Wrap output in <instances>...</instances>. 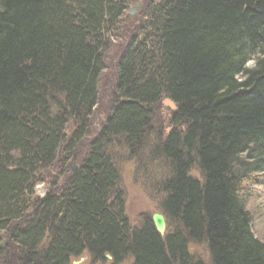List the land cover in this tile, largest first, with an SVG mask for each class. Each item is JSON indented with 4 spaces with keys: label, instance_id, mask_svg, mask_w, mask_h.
<instances>
[{
    "label": "trees",
    "instance_id": "obj_1",
    "mask_svg": "<svg viewBox=\"0 0 264 264\" xmlns=\"http://www.w3.org/2000/svg\"><path fill=\"white\" fill-rule=\"evenodd\" d=\"M124 6L0 0V264H70L83 252L101 264L129 256L134 264H205L187 251L191 242L207 244L212 264H264V241L241 197L243 182L264 172V0L152 5L156 29L149 22L130 41L118 64L120 102L87 142L105 37ZM148 27L156 57L145 49ZM163 94L177 103L162 146L172 167L162 207L175 231L166 238L149 216L129 231L106 152L112 138L143 135L145 108ZM71 119L79 124L65 144ZM85 146L77 172L36 196V175L61 148ZM195 163L199 179L190 175Z\"/></svg>",
    "mask_w": 264,
    "mask_h": 264
},
{
    "label": "rangeland",
    "instance_id": "obj_2",
    "mask_svg": "<svg viewBox=\"0 0 264 264\" xmlns=\"http://www.w3.org/2000/svg\"><path fill=\"white\" fill-rule=\"evenodd\" d=\"M115 4L121 0H113ZM162 0H125L123 17L115 20L108 28L105 47L102 50L103 70L98 78L97 105L89 116V124L83 129L86 132L84 137L90 142L96 138L105 125L113 108L120 102L118 97V61L131 45L130 41L139 36L142 30L151 21L153 7ZM133 11V12H132ZM157 11V8L155 9ZM150 27L156 29L155 23L150 22ZM146 28L150 33L147 48L151 49L156 57L159 50V42L155 32ZM107 29V28H106ZM150 40V41H149ZM143 47V48H144ZM254 65L250 61V66ZM119 100V101H118ZM149 111V123L144 129L143 135L134 140L130 137L119 136L108 140L106 152L111 158L119 172V180L115 187V194L124 198L125 212L128 215L132 227L139 229L143 226V217H153L155 213L162 214L167 222V229L159 233L166 238L175 232L170 226V218L163 209V202L168 195L166 185L172 175V167L169 159L165 156L162 146L176 126L173 114L177 111V104L166 95H162L156 103L148 104L145 108ZM79 122L71 119L65 129L66 142L72 138L75 128ZM89 126V128H88ZM64 144V145H65ZM88 145V144H87ZM66 146V145H65ZM84 146V145H83ZM90 147H81L69 150L61 148L56 160L47 167L41 169L36 175L35 195L45 196L52 182L62 183L65 174L77 172L81 165V156L86 155ZM75 152L73 157H67ZM66 153V154H65ZM191 176L199 179L201 172L195 163L192 167ZM243 198L252 217V226L255 235L264 241V176L261 174L251 175L243 182L241 189ZM170 224V225H169ZM190 255L196 260H202L205 264H212L211 256L205 242L190 244ZM85 256L72 258L71 264H93L91 258ZM112 259V256H110ZM107 258L111 261V259ZM79 262V263H78ZM100 264V262H99ZM123 264H134L132 257H128Z\"/></svg>",
    "mask_w": 264,
    "mask_h": 264
},
{
    "label": "bare ground",
    "instance_id": "obj_3",
    "mask_svg": "<svg viewBox=\"0 0 264 264\" xmlns=\"http://www.w3.org/2000/svg\"><path fill=\"white\" fill-rule=\"evenodd\" d=\"M110 21H112L111 19H110ZM113 21H114V19H113ZM122 57V56H121ZM121 61V58H120V60L118 61V64H119V62ZM246 66H250V62H248V64H246ZM163 95H165V94H163ZM167 96V95H166ZM167 97H169V96H167ZM170 98V97H169ZM171 99V98H170ZM174 103H176L173 99H171ZM177 104V103H176ZM197 164V163H196ZM259 174H261V175H263L264 176V172H260ZM126 217L128 218V215H126ZM129 219V218H128ZM152 219V224H153V226L155 227V223H154V220H153V217L151 218ZM253 222V221H252ZM170 225V224H169ZM171 226V225H170ZM129 231H131V230H133V229H136V228H134V227H132L131 226V224H130V220H129ZM140 228H142V227H140ZM155 229H156V227H155ZM166 229H167V222H166ZM252 229H253V226H252ZM157 230V229H156ZM158 233H160L159 231H157ZM254 232V231H253ZM190 244V243H189ZM189 244H187V251L190 253V245ZM84 253H87V252H83V254H81L80 256H85L84 255ZM87 255L89 256V254L87 253ZM105 256H106V258H109L111 255H110V253H107V254H105ZM211 256V255H210ZM73 258H78V256H76V257H73ZM110 259H111V257H110ZM72 260V259H71ZM112 260V259H111ZM91 262L93 263V264H99V261H93V260H91ZM79 263V262H78ZM124 263V262H123ZM122 263V264H123ZM70 264H71V261H70ZM74 264H77V263H74ZM101 264V263H100Z\"/></svg>",
    "mask_w": 264,
    "mask_h": 264
},
{
    "label": "water",
    "instance_id": "obj_4",
    "mask_svg": "<svg viewBox=\"0 0 264 264\" xmlns=\"http://www.w3.org/2000/svg\"><path fill=\"white\" fill-rule=\"evenodd\" d=\"M153 220H154L155 227H156L157 231H159L160 233H163L165 231V228H166L165 217L160 213H155L153 215Z\"/></svg>",
    "mask_w": 264,
    "mask_h": 264
}]
</instances>
